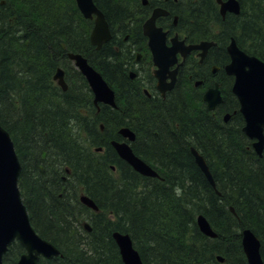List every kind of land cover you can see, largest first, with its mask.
<instances>
[{
	"label": "bare ground",
	"instance_id": "6f19581e",
	"mask_svg": "<svg viewBox=\"0 0 264 264\" xmlns=\"http://www.w3.org/2000/svg\"><path fill=\"white\" fill-rule=\"evenodd\" d=\"M72 1L83 17L92 21L89 41L96 50L101 49L113 37L115 39L113 50L117 52L116 57L125 58L123 53L130 49L133 59L126 66L127 69L123 63H120L123 74L120 72L119 78L121 84L126 86V91L132 93L137 90L138 85L142 93L150 99L160 97L168 99V94L175 89L180 78L176 110L183 113L184 121H188L190 126L198 123L207 127L213 139L210 143L204 144L216 146V150L204 155L194 141L195 138L200 139L199 131L196 129L194 137L189 138L182 125L178 126L177 120L169 119L170 122H175L174 126H171L168 118L165 124L171 131L173 143L170 142L165 146L158 138L151 139L145 124L128 120L127 108L117 103L116 89L119 90V86L116 89L110 86L114 92L115 105H112L105 101H95V93L88 81L89 87L79 80L76 81L74 76L67 79L64 73V84L60 83L54 76L57 69L61 67L60 64L53 69V76L50 72L49 77L51 75L52 79L48 78L46 81L43 79L42 83L36 82L34 75L28 74L29 71L22 69L17 60L13 59V56L16 59L17 57L20 59V56L18 53H13L16 50L10 45V52H6L4 70L1 64L2 62L4 64V58L0 55V93L3 92L0 94L2 95L1 104L9 115L12 112L15 114L19 112V116L12 117L11 124L15 130L28 119L33 121L29 130L32 149L30 146L23 147V154L27 167L32 173L40 170V173L44 174L43 184L40 183L36 190L42 194H50L46 197L50 199L54 207H62V203L54 197V190L59 186L61 190L59 196L64 193L67 195V192L76 196L82 189L89 190L97 196L100 204L95 202L96 208L87 206L95 213H85L87 215L82 216L76 213L78 218L69 216L67 220L69 224H73L71 227L77 228L80 223L83 226L84 222H88L89 228L86 231L88 233L94 231L96 237L83 242L89 249L96 251L100 260L99 264L103 262L119 264L120 261L125 264L122 248L116 239L118 234H125L130 238L132 249L142 259L140 249L147 247L150 230H152L150 236L154 234L160 241L159 247L162 252L160 256L169 258L174 256V253L183 251L186 253L183 254L185 258L182 256V259L190 257L191 264H225V260H228L229 264H250L243 243L245 233L249 231L258 239L259 251L264 263L262 256L264 239L260 235L264 234V178L260 176L261 168L264 167V126L261 139L248 131L245 120L241 119L240 99L232 90L234 80L231 82L232 76L227 71V65L231 62L228 43L232 39L238 40L244 50L252 54L261 53L264 56V0H240V3L238 1L240 11L223 23L214 21L216 8L219 11L222 2L227 0L222 2L178 0L172 5L166 0H112L113 8L120 16L118 19L110 15L105 0H94L110 29L109 39L100 47L91 40L98 15H85L79 8L78 0ZM10 2V0H0L4 8L10 7ZM153 4H159L168 13L170 12L167 17L157 20L158 26L179 31L190 39L206 36L214 39L201 41L209 43L206 47L196 40L187 44L185 42L186 47L194 46L186 49L189 53L192 51V55L182 59L183 62L169 67L166 72L157 71L159 67L151 60L148 64L142 63L144 66L137 65L138 56H142L144 52L141 50L143 46L138 45L141 42L146 46L149 45L150 36L147 31ZM168 6L173 9L170 10ZM122 17L126 19L123 22ZM2 25L5 28L8 27L6 22ZM119 29L126 32V35L122 36L124 32L122 33ZM226 36L229 37L228 43H225ZM169 39L171 40L172 37L168 38L167 35L166 41ZM3 42L7 48L6 43L10 44L12 39L7 37ZM95 52L91 50L90 54L96 56ZM69 53L80 52L69 51L67 54ZM202 53L204 56L201 55ZM80 54L89 61L86 55ZM111 55L113 56L112 53ZM13 62L17 66L13 65ZM72 64L80 72L73 61ZM90 64L99 71L91 62ZM14 76L22 78L13 80ZM216 87L221 101L212 107L204 96L209 89ZM67 92L69 94L65 96ZM201 94L202 97L199 98ZM187 110H190V113L186 112ZM48 118L52 120L53 127L48 129L42 137L36 135ZM164 126L158 131L159 134L166 133ZM226 131H232L234 135L226 137ZM20 134L21 131L18 135ZM221 142H223L222 147ZM119 143L128 144L143 164L156 172L153 178L159 181L157 185L152 184L148 180L149 176L141 173L120 156L115 148V144ZM133 144L138 145L140 154L135 152ZM236 146L241 148L240 157L236 158L237 162L236 159L229 157L230 151ZM196 153L202 158H198ZM141 154H146L155 160L149 161ZM166 154H169L170 158L167 159ZM220 154L226 156V161L220 159ZM189 161L193 164H190L193 172L186 169ZM238 162L245 166V169L236 167ZM210 174L212 179L209 178ZM213 175L220 182L228 183L229 186L234 181V184L235 182L240 184V188L233 190L231 187L230 190H226ZM180 178L184 179L185 187L190 183L192 190L205 194L210 201L216 202L220 210L216 209L215 215L218 214L220 223L236 228V233L215 230L211 221L204 215L215 235L204 233L197 219L196 225L200 231L196 236L197 243L195 240L188 241L187 236L183 238L185 232L181 235L180 231L179 235L172 234L170 229L176 228L179 223L181 228H192L193 224L187 210L192 211L193 207L202 208L199 201L191 198L181 200L176 197L178 187L182 188ZM203 179L205 183L201 182V180L204 181ZM252 181L258 183L257 199L252 196ZM95 185L105 187L106 191L111 190L112 193L118 192L117 195L128 203H139V206L145 203L143 209H154L157 215L150 221L148 230L141 231L133 238L129 231L116 228L119 225V215L107 210H115V204L108 200L107 194L99 192ZM171 185L175 187L169 189ZM233 191L237 193H232ZM109 197L111 198V194ZM80 209L84 211L83 208L80 207ZM124 216L122 213L120 218ZM163 219H168L170 224L165 225L164 222H160ZM133 221L135 223V219ZM106 229L109 231L106 233L107 236L109 238L111 236L117 245L121 260L117 259L114 250L112 252L111 249L107 251L95 249L100 247L97 243L106 241L101 233ZM97 237L102 239L98 242L95 240ZM209 239L218 240L222 243L221 246L226 245L228 248L231 246V250L228 249L229 255L226 257L222 253L217 254V263L214 262V259L207 254L211 243Z\"/></svg>",
	"mask_w": 264,
	"mask_h": 264
},
{
	"label": "trees",
	"instance_id": "16d2710c",
	"mask_svg": "<svg viewBox=\"0 0 264 264\" xmlns=\"http://www.w3.org/2000/svg\"><path fill=\"white\" fill-rule=\"evenodd\" d=\"M10 1V7L4 8L3 4H0V55L4 58V64L3 62L1 63L2 70L5 69L4 65L7 58L6 54L10 52L12 47L14 50H16L13 53H18V56H20V59L18 57L16 59L13 56V59L17 60L22 69L28 70V74H33L36 82L42 83L43 79L45 81L48 78L52 79V76L54 74L53 69L57 64H60V66L65 70L67 79L71 76H74L76 81L79 80L85 86H88L85 77L73 66L72 61L68 58L67 54L69 51L83 53L88 57L89 61L102 73L103 77L106 79L110 86H113L115 89L117 86H119V90L116 89L117 103L127 108L129 112L127 116L128 120L139 121L145 124V128L149 132V137L151 139L154 140V138H158L162 141V145L165 146L170 144V142L173 143V138L170 134L171 131L165 124L168 118V122L171 126H174L173 124H175V122H170L169 119L177 120L178 126H180V124L182 125L183 129L188 133L189 138L194 137L196 129L199 131L201 137L200 139L195 138L194 141H196V145L204 155H207V152H214L216 150V146L211 147L204 144L210 143L213 139H211L207 127H205L204 125H199L198 123L194 126H190L188 121H184V117L182 115L183 113L176 110L179 94L178 91L180 89L181 82L180 78L175 89L168 94V99H163L162 97L150 99L142 93L141 88L137 84V90L129 93V91L125 90L126 86H123L121 84L119 77L120 72H122L123 74L120 63H123L126 67L131 62V59H133L132 54L130 53V49L123 53V55H125V58L116 57L117 52L113 50V43L115 41L113 37V39L110 42L104 44L101 49L96 50L89 41L92 21L83 17L72 0ZM105 4L108 6V11H110V15L112 17L117 19L120 18V16H118L119 14L113 8L114 3H112V0H105ZM169 9L172 10L173 8L169 7ZM122 18V22L126 20L124 17ZM226 20L221 19L219 11L216 8V20L214 21H216L217 23H223ZM4 22L8 23V27H3L2 24H4ZM111 25L114 28V25ZM171 31H173V29H171ZM121 32L123 33L124 31L121 30ZM125 35L126 32H124L122 36ZM7 37L11 38L12 42H10V44L9 42H7L6 48V46H4L3 44V40ZM187 38L191 41L214 39L213 37L208 36L198 37L195 39H190V37L187 36ZM228 41L229 37L226 36L225 43H228ZM237 43L242 49H244L239 41ZM138 46H143L141 50H143L144 52H148V48L143 42H141ZM91 50L96 51V56H92L90 54ZM116 50L121 52L119 49ZM246 52L252 54V52H249L248 50ZM111 53L113 54V56L111 55ZM253 55H256L264 60V56L261 53L255 52L253 53ZM112 63H114V65ZM13 65L17 66L16 63L14 64V62ZM50 72L52 76L50 75L49 77ZM4 73H6V71H4ZM21 78V76H14L13 80ZM230 79L232 82L233 77H230ZM133 82L135 83V81ZM0 94H3V92ZM68 94L69 92H67L65 96H67ZM199 96V98H201L202 94ZM1 97L2 95H0V121L3 127H5L9 131L13 139L15 149L18 153L22 165L19 187L23 195L24 203L27 205L31 217V222L36 231L43 238L52 242L60 250V255L51 258H41L39 264H99L100 260L99 256L96 254V251H94V249H89L83 242L92 237H96V233L94 231L92 233H88V231H86L81 223L79 224L78 228L71 227L73 224H69L67 220V217L69 216L78 218V215L82 216L85 213H95L86 205L80 202L79 196L82 192L88 194L92 199H94L95 202H98L97 196L86 189L80 190L76 196L73 193L69 194L68 192V196L64 195L66 194L64 192L62 196H59V193L61 192V190H59V186L58 189L54 190V197L57 199V201L62 203V207H54V205L50 202V199L46 197L50 194H42L41 192H38L36 190V187H38L40 183L43 184L44 174L40 173V170L32 173L27 167V163L24 159L23 154V147L30 146V149H32V146L30 145L31 133L29 130L33 121L30 119H28L27 121L24 120L25 123L23 122L22 125H20L18 129L15 130L13 124H11V122H13L12 117L19 116V112L18 114L12 112L11 115H9L4 110V107L1 104ZM90 98L92 99V93ZM186 112L190 113V110H187ZM241 119L242 121H244L243 115H241ZM163 126L164 128H166V133L159 134L158 131L162 130ZM231 126H234L233 122L231 123ZM52 127V120L48 118L41 125V128L40 130H38L36 135H40L42 137L44 133L48 132L47 130L51 129ZM20 131L21 134L23 133L22 135H18ZM233 135L234 134L232 133V131L225 132L226 137H232ZM222 144L223 142H221V147ZM133 147L135 152L137 154H140V152L138 151V145L133 144ZM240 153L241 148L236 146L232 151H230L229 157L231 159L239 158ZM141 155L146 157L149 161L155 160V158H149L146 154ZM165 157L167 159L170 158L169 154H166ZM220 159L226 161V156L220 154ZM237 161L238 159H236V162ZM190 164L192 163L189 161V163H187L186 169L193 172V168L190 166ZM117 165L120 168V165ZM235 166L245 169V166L241 165L239 162ZM213 176L221 185H223L224 189L226 190H230L231 187L233 190L240 188V184L236 182L234 184V181L229 186L228 183L224 184L220 182L215 175ZM260 176L264 178V167L261 168ZM148 180L155 185L159 183V181L153 177H149ZM180 180L182 182V188L178 187V193L176 194V197L181 200H184L185 198H191L195 201H199L198 203L202 205V208L200 209L198 207H193L194 209L192 211L187 210V212L189 213V217L191 218V224H193L192 228H181V225L179 223L176 228L170 229L172 234L179 235L180 231L181 235L183 232H185L182 236L183 238L187 236L188 241L195 240L197 243L198 240L196 236L200 231L198 230V227L196 225V218L199 214L205 215L211 221L210 223L213 228L215 230H218L219 232L231 233L236 231V228H231L228 225H223L222 222L220 223L218 214L215 215V210L219 209L216 202L210 201L205 194L192 190V186L190 183H188L185 187L186 183L184 179L180 178L179 181ZM201 182L205 183V180H201ZM257 184V181H252L251 192L252 196H254L255 199H257L258 195ZM95 186L99 192L107 194L106 196H108V200H111V202L115 204V210H107L112 211L117 216L119 215V225L116 228L129 231L132 234L133 238L137 236L138 233H141V231L144 232L145 230H148L150 221H152L157 215L154 212V209H143L145 203H142L140 206L139 203H128L126 202V200H122V198L117 195L118 192L112 193L111 190L106 191L105 187L103 188L100 185ZM173 187L175 186L171 185L169 189H173ZM232 193L237 192L233 191ZM110 194L111 198L109 197ZM80 207L83 208L84 211H82ZM76 213H78V215H76ZM122 213L125 215L124 218H120V215ZM103 216L106 217L105 215ZM106 219L110 221L109 218L106 217ZM133 219H135V223ZM253 219L255 218L253 217ZM160 222H164L163 224L165 225L170 224V221L168 219H163ZM97 230L99 232L98 228ZM225 230H227V232ZM108 232V229H106L105 231H101V233L106 238V241L99 242V239H102V237H97V239L95 238V240L99 242L97 243L99 244L98 246L101 247H97L95 249L99 251H107L108 249H111L112 252L114 250L117 259L121 260L117 245L111 236L110 238L107 236L106 233ZM150 233H152V230H150L148 234L149 242L147 247H144L143 249L139 248L141 251L142 260L145 264H191L190 257L184 260L182 259L184 257L183 254L186 253L183 251L174 253L175 255L169 258L160 256L162 253L159 247L160 241L157 237L154 236V234L150 236ZM260 235L261 238L264 239V234ZM210 242V248L207 250V254H209L210 258L214 259V262L217 263V254L222 253L226 257L227 255H229L228 249L231 250V246L229 248L226 245L221 246L222 243L218 240H210ZM24 251V247L18 241H14L3 256V264H17L20 255ZM262 256L264 259V248L262 249ZM103 264H106V262H103ZM119 264H122V261H120ZM225 264H229L228 260H225Z\"/></svg>",
	"mask_w": 264,
	"mask_h": 264
},
{
	"label": "water",
	"instance_id": "95a60500",
	"mask_svg": "<svg viewBox=\"0 0 264 264\" xmlns=\"http://www.w3.org/2000/svg\"><path fill=\"white\" fill-rule=\"evenodd\" d=\"M222 2V0H219ZM81 11L89 16L97 14L95 27L91 34L92 43L98 47L110 37L109 24L103 18V13L98 9L94 0H78ZM239 11L237 0H227L222 2L221 13L226 10ZM168 12L159 7L154 9L151 19L148 21L150 36L149 46L153 53L155 64L159 67L157 71L166 72L170 66L177 63V53L183 46L186 47L185 40L179 39L178 35L172 37L171 45H167V31L161 26L156 25V18ZM208 46L207 42L201 45ZM231 54V62L227 65L228 74L234 76L232 90L238 95L241 102V111L246 122L248 131L262 138L264 126V61L255 55L248 54L242 50L232 39L228 45ZM204 56V53L201 54ZM69 58L79 68L87 81L91 84L95 93V101H105L112 105L114 103V92L104 79L102 74L97 71L80 53H69ZM176 70L174 71V73ZM55 78L64 84V70L58 68ZM218 88H211L204 98L208 100L210 106L215 107L221 100L218 95ZM115 148L120 156L130 162L136 169L147 176H155L156 172L143 164L134 154L131 147L126 143L115 144ZM198 158L202 156L195 154ZM22 165L15 151L14 142L9 132L0 123V264L8 246L18 239L24 246L26 252L23 253L18 264H38L40 256L51 258L59 255V249L50 241L43 239L31 224L27 206L24 204L18 180ZM209 178L212 179L211 174ZM81 201L89 207L96 208L95 202L88 196L82 195ZM201 230L207 235H215L203 214L197 217ZM86 229L89 228L85 222ZM117 242L122 248L125 264H144L141 257L135 252L130 243V238L125 234H118ZM244 247L250 264H264L260 251L258 239L247 231L244 236Z\"/></svg>",
	"mask_w": 264,
	"mask_h": 264
},
{
	"label": "flooded vegetation",
	"instance_id": "af4514ba",
	"mask_svg": "<svg viewBox=\"0 0 264 264\" xmlns=\"http://www.w3.org/2000/svg\"><path fill=\"white\" fill-rule=\"evenodd\" d=\"M166 1L172 5L174 2H176V1H178V0H166ZM238 1H239V3H240V0H238ZM159 7H160L159 4H154V5L151 7V15H152L154 9L159 8ZM161 8H162V7H161ZM236 12H237V11L226 10L225 13L222 14V13L220 12V10H219V15L221 16V19H222V20H226V19H228V18H230V17L236 15V14H237ZM169 14H170V12H169L168 14H165V15H159V16L157 17V19H156V25L158 26V24H157V20H158L159 18L167 17ZM164 29H167V28H164ZM167 31H168V38L173 37V36H175V35L177 34L178 37H179V39H184V40H185L186 44H187L188 42H194V41L189 40L186 36H183L179 31H174V30L171 31V29H167ZM230 41H231V40H230ZM230 41H229V42H230ZM235 41H236V40H235ZM197 42H199V41H197ZM197 42H195V43H197ZM236 42H237V41H236ZM167 43H168L169 45H171V44H172V41L169 39V41H167ZM147 48H148V52H142V56H143V57L140 56V55L138 56V59H139V60H137V65H142V63H147V64H148L149 60L155 62L154 59H153V53H152V50H151L150 46L147 45ZM191 52H192V51H191ZM191 52H190V53L187 52L186 49L183 48V47L180 48L179 52L177 53V55H178V57H177V58H178V61H179V62H183L182 59L187 58V57H189L190 55H192ZM195 55H196V54H195ZM175 64H177V63H175ZM175 64H173V65H175ZM173 65H172V66H173ZM142 66H144V65H142ZM172 66H170V67H172Z\"/></svg>",
	"mask_w": 264,
	"mask_h": 264
}]
</instances>
